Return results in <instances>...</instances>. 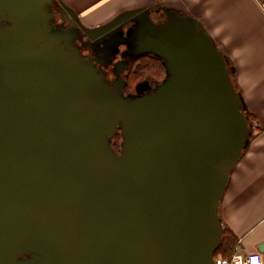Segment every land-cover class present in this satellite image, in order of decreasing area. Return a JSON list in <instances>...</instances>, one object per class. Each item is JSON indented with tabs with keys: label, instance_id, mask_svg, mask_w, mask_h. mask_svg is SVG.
<instances>
[{
	"label": "water",
	"instance_id": "95a60500",
	"mask_svg": "<svg viewBox=\"0 0 264 264\" xmlns=\"http://www.w3.org/2000/svg\"><path fill=\"white\" fill-rule=\"evenodd\" d=\"M47 1L0 0V264H215L218 204L251 135L224 55L169 8L85 26L59 0L80 27L54 28ZM80 28H119L125 54L165 77L124 94L72 45Z\"/></svg>",
	"mask_w": 264,
	"mask_h": 264
},
{
	"label": "crops",
	"instance_id": "0c3cea01",
	"mask_svg": "<svg viewBox=\"0 0 264 264\" xmlns=\"http://www.w3.org/2000/svg\"><path fill=\"white\" fill-rule=\"evenodd\" d=\"M85 26L127 9H172L196 19L224 55L232 84L246 105L251 135L231 169L218 204L233 250L260 251L264 243V0H63ZM262 255L264 256V252Z\"/></svg>",
	"mask_w": 264,
	"mask_h": 264
},
{
	"label": "flooded vegetation",
	"instance_id": "af4514ba",
	"mask_svg": "<svg viewBox=\"0 0 264 264\" xmlns=\"http://www.w3.org/2000/svg\"><path fill=\"white\" fill-rule=\"evenodd\" d=\"M43 8L46 11V14L43 13L42 15L47 18L48 23L52 24L54 28H65L70 26V24L79 26L76 19L70 16L66 9L61 6L59 0L47 1L45 2ZM154 14H159V17H154ZM7 16L8 14L4 11L0 2V29H4L6 26L11 25V21L8 20ZM163 17L164 12L156 13L152 10L151 18L153 20H162ZM78 21L79 24H82L79 18ZM132 24V21L125 22L122 25V31H125ZM68 35L71 36L72 45L76 46L80 54L92 59L94 66L100 70V72L102 73V77L106 81H108L110 85L114 81H116V85L118 86H120L124 82L127 84L126 72L130 65L133 64L132 62L134 60L129 58L125 54L126 45L123 43H118L122 37L119 28H112L108 30L105 34H102L96 40H90V38L87 34H85L82 28L79 29V32L69 30ZM115 64L117 65L115 70L118 72V75H116V73L114 72ZM146 81H148V84L150 86H153L156 82L155 80L150 79ZM126 84L124 86L122 85L121 87L123 93Z\"/></svg>",
	"mask_w": 264,
	"mask_h": 264
},
{
	"label": "rangeland",
	"instance_id": "374dc122",
	"mask_svg": "<svg viewBox=\"0 0 264 264\" xmlns=\"http://www.w3.org/2000/svg\"><path fill=\"white\" fill-rule=\"evenodd\" d=\"M154 17L156 18L159 17V14H154ZM148 57L153 58L151 57L150 54H146L134 59V61L132 62L133 64H131L130 67L127 69L126 72L127 84L124 89V94L134 93L133 91H136L135 86L137 83H140L148 79L155 80L156 82H160L165 77V69L163 65L160 63V61L157 58L149 59ZM120 142H121V135L118 129L114 133V136L111 138L110 143L114 150L119 151ZM214 256H217V254H214Z\"/></svg>",
	"mask_w": 264,
	"mask_h": 264
},
{
	"label": "built area",
	"instance_id": "2783aa9c",
	"mask_svg": "<svg viewBox=\"0 0 264 264\" xmlns=\"http://www.w3.org/2000/svg\"><path fill=\"white\" fill-rule=\"evenodd\" d=\"M215 264H264V256L260 251L242 254L236 250L230 256H214Z\"/></svg>",
	"mask_w": 264,
	"mask_h": 264
},
{
	"label": "trees",
	"instance_id": "16d2710c",
	"mask_svg": "<svg viewBox=\"0 0 264 264\" xmlns=\"http://www.w3.org/2000/svg\"><path fill=\"white\" fill-rule=\"evenodd\" d=\"M148 58L156 59L150 57ZM234 241H235V236H233L232 233L226 227L222 226L221 238L217 250L215 251V254L222 256H230L234 252L233 250V246L235 243Z\"/></svg>",
	"mask_w": 264,
	"mask_h": 264
}]
</instances>
